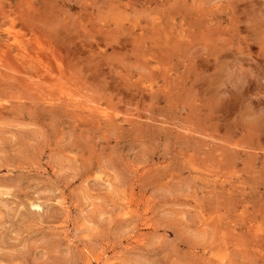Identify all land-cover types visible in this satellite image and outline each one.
Segmentation results:
<instances>
[{
    "label": "rangeland",
    "instance_id": "obj_1",
    "mask_svg": "<svg viewBox=\"0 0 264 264\" xmlns=\"http://www.w3.org/2000/svg\"><path fill=\"white\" fill-rule=\"evenodd\" d=\"M220 263L264 264V0H0V264Z\"/></svg>",
    "mask_w": 264,
    "mask_h": 264
},
{
    "label": "bare ground",
    "instance_id": "obj_2",
    "mask_svg": "<svg viewBox=\"0 0 264 264\" xmlns=\"http://www.w3.org/2000/svg\"><path fill=\"white\" fill-rule=\"evenodd\" d=\"M200 31V30H199ZM8 32V31H7ZM216 32V31H215ZM9 34H10V32H9ZM160 34V33H159ZM226 34V33H225ZM7 40V39H6ZM4 42V41H3ZM6 42V41H5ZM6 43H8V42H6ZM13 42H11V44H12ZM13 45H14V43H13ZM20 45V44H19ZM7 46H8V44H7ZM12 46V45H11ZM14 47V46H13ZM19 47H22L21 45L19 46ZM15 49H16V47H14ZM19 50H20V48H19ZM20 53V52H19ZM18 53V54H19ZM24 54V53H23ZM20 55V54H19ZM23 56V55H22ZM30 56V55H29ZM206 59V58H205ZM209 60H210V58H209ZM201 63V62H200ZM5 65V64H4ZM236 66V65H235ZM230 74V73H229ZM40 82V81H39ZM56 82V81H55ZM58 82V81H57ZM45 84V83H44ZM41 86V85H40ZM49 86V85H48ZM53 86V85H52ZM38 88V87H37ZM206 88V87H205ZM64 93V92H63ZM67 93V92H66ZM75 96V95H74ZM95 98V97H94ZM66 99V98H65ZM260 99V98H259ZM51 100V99H50ZM61 100V99H60ZM92 100V102H93V99H91ZM87 101H88V99H87ZM86 101V102H87ZM94 104V103H93ZM92 105V104H91ZM78 106H79V104H78ZM85 106H86V103H85ZM93 106V105H92ZM100 108V107H99ZM101 109V108H100ZM107 115V114H106ZM127 116V115H126ZM142 119V118H141ZM194 133V132H193ZM257 135V134H256ZM251 147V146H250ZM262 152V151H261ZM221 261H223V260H221ZM221 264V263H220Z\"/></svg>",
    "mask_w": 264,
    "mask_h": 264
}]
</instances>
